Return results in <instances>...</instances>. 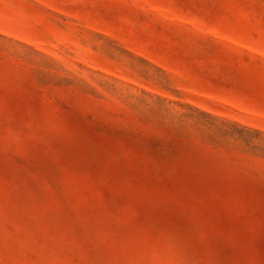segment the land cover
I'll list each match as a JSON object with an SVG mask.
<instances>
[{
    "label": "rangeland",
    "instance_id": "374dc122",
    "mask_svg": "<svg viewBox=\"0 0 264 264\" xmlns=\"http://www.w3.org/2000/svg\"><path fill=\"white\" fill-rule=\"evenodd\" d=\"M0 264H264V0H0Z\"/></svg>",
    "mask_w": 264,
    "mask_h": 264
}]
</instances>
